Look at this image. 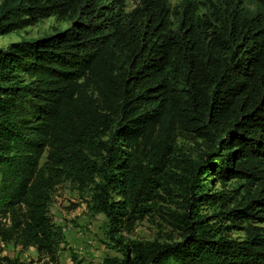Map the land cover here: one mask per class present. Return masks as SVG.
I'll return each mask as SVG.
<instances>
[{
	"label": "trees",
	"instance_id": "1",
	"mask_svg": "<svg viewBox=\"0 0 264 264\" xmlns=\"http://www.w3.org/2000/svg\"><path fill=\"white\" fill-rule=\"evenodd\" d=\"M128 1L0 0V35L53 17L71 22L0 49V219L11 221L3 237L57 259L61 232L49 205L65 177L112 232L129 234L174 185L184 199L172 219L182 240L132 242L106 264H264L256 226L264 222V19L236 0L203 15L190 4L172 10L169 0H136L134 9ZM183 134L205 139L209 152L171 174ZM210 173L247 181L243 199L227 206L228 196L204 192ZM210 199L224 208L212 224L198 211ZM232 227L245 238L227 237ZM0 264L28 263L0 256Z\"/></svg>",
	"mask_w": 264,
	"mask_h": 264
},
{
	"label": "rangeland",
	"instance_id": "2",
	"mask_svg": "<svg viewBox=\"0 0 264 264\" xmlns=\"http://www.w3.org/2000/svg\"><path fill=\"white\" fill-rule=\"evenodd\" d=\"M225 0H169L172 10L180 9L188 4L197 8L198 14H209V7ZM231 1V0H227ZM244 7V10L252 15H261L264 19L263 0H236ZM138 5L136 0L128 1V8L134 9ZM71 27V22L61 21L55 17L42 20L25 29L0 35V49H8L13 43L23 40H37L53 35ZM94 153L99 154L102 149V140L93 137ZM209 152V143L199 137L180 135L177 138L175 152L172 156L170 173H182L181 167H186L194 161L201 162L205 153ZM92 156L88 151L86 154ZM214 173V172H212ZM204 192L211 195L219 193L229 197L227 206H231L235 200L243 199L247 184L245 180L228 179L222 181L213 175L205 174L201 178ZM54 190L49 205V216L55 229L61 232L58 237V250L55 260H51L46 254H41L35 246L25 248L17 239L7 240L2 235V230L7 229L11 221L7 218L0 219V256L19 258L28 264H106L108 258H122L123 245L132 242L142 243H174L182 240V231L172 222L176 213L184 212L182 204L184 199L178 186L170 185V191L159 190V197L153 204V211L143 220L137 222L135 231L131 234L125 231H111L109 220L104 214H94L88 205L90 195L85 190H80L77 182L72 177H65ZM253 191L256 186L252 187ZM198 196V194H195ZM210 201H204L199 205L198 211L208 216L210 224L216 221V215L220 210ZM218 222L217 224H220ZM227 224L231 222L227 221ZM264 232V222L256 224ZM226 236L233 239H244L246 234L243 228L232 227L226 230Z\"/></svg>",
	"mask_w": 264,
	"mask_h": 264
}]
</instances>
